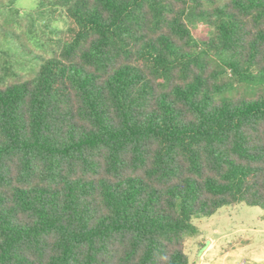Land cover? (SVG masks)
Instances as JSON below:
<instances>
[{"label": "trees", "instance_id": "trees-1", "mask_svg": "<svg viewBox=\"0 0 264 264\" xmlns=\"http://www.w3.org/2000/svg\"><path fill=\"white\" fill-rule=\"evenodd\" d=\"M53 3L67 37L0 74V264H189L195 220L264 214V95L214 98L264 80V0Z\"/></svg>", "mask_w": 264, "mask_h": 264}, {"label": "rangeland", "instance_id": "rangeland-1", "mask_svg": "<svg viewBox=\"0 0 264 264\" xmlns=\"http://www.w3.org/2000/svg\"><path fill=\"white\" fill-rule=\"evenodd\" d=\"M69 26L66 11L53 0H0V74L7 72L4 83L16 80V75L33 78L41 62L52 56L58 40L67 37ZM192 32L204 39L212 29L198 22ZM256 95H264L261 78L234 83L214 98L250 99ZM194 222L197 232L185 243L189 264H264V214L259 207L235 204Z\"/></svg>", "mask_w": 264, "mask_h": 264}]
</instances>
